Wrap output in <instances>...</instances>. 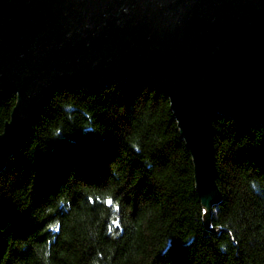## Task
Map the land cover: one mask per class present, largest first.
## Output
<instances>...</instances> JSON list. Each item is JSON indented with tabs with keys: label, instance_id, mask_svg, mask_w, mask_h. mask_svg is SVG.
Listing matches in <instances>:
<instances>
[{
	"label": "trees",
	"instance_id": "16d2710c",
	"mask_svg": "<svg viewBox=\"0 0 264 264\" xmlns=\"http://www.w3.org/2000/svg\"><path fill=\"white\" fill-rule=\"evenodd\" d=\"M213 128L221 199L205 207L150 76L55 89L0 171V264H264V128Z\"/></svg>",
	"mask_w": 264,
	"mask_h": 264
},
{
	"label": "water",
	"instance_id": "95a60500",
	"mask_svg": "<svg viewBox=\"0 0 264 264\" xmlns=\"http://www.w3.org/2000/svg\"><path fill=\"white\" fill-rule=\"evenodd\" d=\"M150 76L165 92L206 207L220 201L213 121L264 128V0H0V171L55 89Z\"/></svg>",
	"mask_w": 264,
	"mask_h": 264
},
{
	"label": "snow or ice",
	"instance_id": "6c2138e0",
	"mask_svg": "<svg viewBox=\"0 0 264 264\" xmlns=\"http://www.w3.org/2000/svg\"><path fill=\"white\" fill-rule=\"evenodd\" d=\"M0 134H2V133H0ZM89 199H91V197H89ZM105 203L111 205V204L113 203V200L109 197V198L105 201ZM203 211H204L205 214H207L208 212L211 211V209H210V208H205V209H203ZM113 223H115V221H113ZM49 227H51V225H50Z\"/></svg>",
	"mask_w": 264,
	"mask_h": 264
},
{
	"label": "bare ground",
	"instance_id": "6f19581e",
	"mask_svg": "<svg viewBox=\"0 0 264 264\" xmlns=\"http://www.w3.org/2000/svg\"><path fill=\"white\" fill-rule=\"evenodd\" d=\"M214 204H216V203H214Z\"/></svg>",
	"mask_w": 264,
	"mask_h": 264
},
{
	"label": "rangeland",
	"instance_id": "374dc122",
	"mask_svg": "<svg viewBox=\"0 0 264 264\" xmlns=\"http://www.w3.org/2000/svg\"><path fill=\"white\" fill-rule=\"evenodd\" d=\"M206 207V206H205Z\"/></svg>",
	"mask_w": 264,
	"mask_h": 264
}]
</instances>
